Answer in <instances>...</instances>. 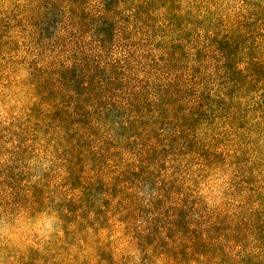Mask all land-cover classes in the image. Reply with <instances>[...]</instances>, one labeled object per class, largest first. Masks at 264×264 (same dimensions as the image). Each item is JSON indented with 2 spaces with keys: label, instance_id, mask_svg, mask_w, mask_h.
<instances>
[{
  "label": "rangeland",
  "instance_id": "rangeland-1",
  "mask_svg": "<svg viewBox=\"0 0 264 264\" xmlns=\"http://www.w3.org/2000/svg\"><path fill=\"white\" fill-rule=\"evenodd\" d=\"M192 69L170 137L146 101ZM46 211L59 234L0 238V264H203L188 223L218 214L219 246L264 260V0H0V227Z\"/></svg>",
  "mask_w": 264,
  "mask_h": 264
},
{
  "label": "trees",
  "instance_id": "trees-1",
  "mask_svg": "<svg viewBox=\"0 0 264 264\" xmlns=\"http://www.w3.org/2000/svg\"><path fill=\"white\" fill-rule=\"evenodd\" d=\"M217 53H218L217 57H218L219 65L221 63V65L225 67L226 60H228L229 55H227L226 53H225L226 55L221 53L219 49H217ZM227 64H229V66H232L229 60L227 61ZM219 68H221V66ZM261 69L263 68L261 67ZM236 74L237 72L235 71L231 72V74H229L230 76L229 78L233 80ZM201 78H202V75L197 69H192L191 71L186 72V74L180 78H178V76L175 75L174 79H172L171 82L167 83V85L165 86L166 87L165 89L159 90L157 95L151 96V100L146 101V107L151 110L150 118L152 120L153 127L157 129H159L160 126L162 128H166L167 130L170 131L169 133L170 137L173 135H176L178 132H181L177 124L179 120L178 107L179 105L184 106L183 104H185L186 102L184 100L182 101L181 98L182 97L185 99L187 98L188 103L191 105L198 104L200 102L199 99L201 98L202 94L199 93L198 91L197 96H195L197 91H195L194 89L196 87L197 88L199 87L198 79L200 80ZM189 97L191 101H189ZM132 103L133 102H131L130 104L131 107H132ZM161 117L165 119L162 123H159L160 122L159 120ZM171 126L173 127L172 129H171ZM144 154L146 156H149L147 154V151H145ZM142 162H140V165ZM140 165L135 169L140 170L141 169ZM151 196L152 198H155L154 194H152ZM168 198L169 199L172 198V201L167 202V203H170L169 210L171 211V215L169 216L168 220L165 222L166 226L164 227L166 229L174 227L175 224L178 222V219L181 218V215L184 213L186 209V204L183 203V200L178 195H174L172 193V195L168 196ZM149 205H152L153 207V202L151 200L149 201ZM218 216L220 215L218 214L217 216H215L214 221L212 219L208 220L205 223V225L198 226V228H197V223L193 219H190L188 226L194 230L199 229L201 236L203 237L205 241V244L209 241L211 243H210V247L206 251H199L196 253L191 247H188V248L185 247L184 251L186 253L188 252V255L190 257L195 258L196 256H199L203 258L204 260L203 264H218L217 258L214 257V255H218V258L223 257L227 261V263L229 262L230 264H264V260H261L259 257L253 254L247 255L245 252L240 254V257L238 260L236 259L235 257L236 247L233 246V241H235V236L233 234L234 231L227 233V238H226L227 243L223 245V249L219 246L220 241L213 238L215 228H217V225H218V222H217ZM236 235L239 236V234L237 233ZM172 247L174 251H176L177 247L174 243H172ZM218 247L221 248L219 249V251L217 249ZM182 256H183V252H182Z\"/></svg>",
  "mask_w": 264,
  "mask_h": 264
},
{
  "label": "clouds",
  "instance_id": "clouds-1",
  "mask_svg": "<svg viewBox=\"0 0 264 264\" xmlns=\"http://www.w3.org/2000/svg\"><path fill=\"white\" fill-rule=\"evenodd\" d=\"M20 76L24 77L26 73L21 71ZM33 233L36 234V241H39V244L32 239ZM53 233L59 234V221L55 212L52 211L41 213L34 221L27 224L19 215L11 218L5 217L2 227H0V238H3L4 243L9 247L15 246L20 249L28 245L33 247L43 245ZM90 251L91 249H87L85 253L80 255L83 257Z\"/></svg>",
  "mask_w": 264,
  "mask_h": 264
}]
</instances>
